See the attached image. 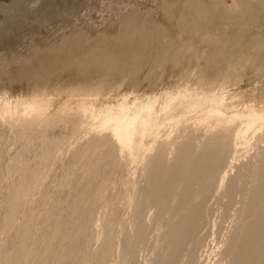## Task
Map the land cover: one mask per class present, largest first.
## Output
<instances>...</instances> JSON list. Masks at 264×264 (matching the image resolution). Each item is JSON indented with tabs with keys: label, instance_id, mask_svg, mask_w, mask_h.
<instances>
[{
	"label": "bare ground",
	"instance_id": "6f19581e",
	"mask_svg": "<svg viewBox=\"0 0 264 264\" xmlns=\"http://www.w3.org/2000/svg\"><path fill=\"white\" fill-rule=\"evenodd\" d=\"M232 1L101 0L2 57L0 264H264V0Z\"/></svg>",
	"mask_w": 264,
	"mask_h": 264
},
{
	"label": "rangeland",
	"instance_id": "374dc122",
	"mask_svg": "<svg viewBox=\"0 0 264 264\" xmlns=\"http://www.w3.org/2000/svg\"><path fill=\"white\" fill-rule=\"evenodd\" d=\"M74 1L80 3L81 6L76 9V13L72 20L65 21L60 16H57L52 23H47L44 13L49 9V4H47L45 0H0V6L6 3H12L13 5V8L0 7V66L2 63L1 60L4 58L3 56L8 55L10 60L15 59V55L26 57L30 55L36 44L45 43L46 45L56 39L64 29L68 30L72 26H75L77 21L74 20L78 15L81 21L84 14L90 15L87 17H92L91 20H97L102 12H104L103 14H107L108 12V10H105L106 7H102L101 0H53V3L56 4L55 6L60 11L64 12L69 9V5H72ZM228 2L229 4L233 3L232 0H228ZM84 3L86 5H84ZM76 4L77 3H74L73 5L75 6ZM203 49L204 47L202 46V50ZM145 50H143V52ZM147 51L150 52V50H146V52ZM207 51V49H204L203 52ZM184 59L186 60L188 58L183 55L175 57L177 64L170 70V74L167 75L178 76L181 72V63L186 67ZM157 65L158 62L156 59L151 62L146 61V63L142 64V72L137 78L132 80L131 86L128 88H132L144 94L154 91L155 83L158 79H161L165 72L163 69H158ZM194 66L193 64V67ZM253 73L252 71L251 74ZM261 74L264 75V70ZM72 77L75 76L72 75ZM27 89V83L21 80L17 67H12V73L10 75H4L0 78V92L9 91L10 94L16 95L19 93H26Z\"/></svg>",
	"mask_w": 264,
	"mask_h": 264
}]
</instances>
